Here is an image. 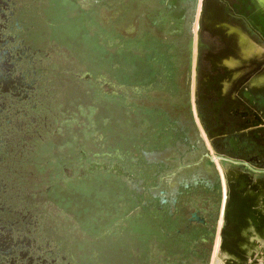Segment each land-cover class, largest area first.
Masks as SVG:
<instances>
[{
	"label": "flooded vegetation",
	"instance_id": "obj_1",
	"mask_svg": "<svg viewBox=\"0 0 264 264\" xmlns=\"http://www.w3.org/2000/svg\"><path fill=\"white\" fill-rule=\"evenodd\" d=\"M78 1H72L76 17ZM95 1L92 12L80 9L90 16L91 24H97L93 9H101L100 0ZM25 2L0 0V264L108 262L97 253L95 244V249L91 243L82 253L75 246L54 244L58 237L44 228L40 214L33 210L47 203L60 209L62 200L69 206V213L62 209V215L76 217L80 228L95 241L105 227L112 233V226L118 224L120 230L134 234L142 264H210L217 238L221 236L222 243L226 226L223 175L230 168L253 179L264 176V4L260 0H204L197 31L194 3L186 0L174 5L173 11L184 15L181 33L168 38L156 35L176 51V92L162 94L164 100L158 92L129 93L111 85L98 71V59L95 71L89 69L92 65L86 55L82 61L77 59L75 68L90 72L83 76L71 71L72 91L77 95L88 85L103 93L108 89L107 95L118 100L124 97L139 106L164 110L169 126L152 145L138 147L130 159L132 167L120 153H83L81 161L86 167L79 173L70 170L68 174V165H57L54 173L49 168L47 179L52 183L47 188L30 189L26 174V204L17 200L13 186L5 187L1 176V166L13 164L16 135L21 134L19 143L24 148L49 151L57 137L54 125L61 121L59 116L74 112L69 108L71 97L65 98L62 86L58 88L64 77L59 73L67 72L53 66L51 52L60 46L53 37L57 30L43 27L42 19L35 16L38 5L30 8ZM168 6L159 8L168 10ZM82 26L84 32L86 25ZM245 39L257 47L255 54L247 55ZM80 45L84 53L83 40L78 41ZM232 61L238 64L235 68L227 65ZM185 75L187 87L182 80ZM225 84L230 89L223 95ZM254 124L262 129L260 144L250 154L228 153L220 137L242 134ZM36 139L39 142L27 143ZM62 169L74 188L60 180ZM110 183L123 192L118 198L109 191V202L114 200L119 207L116 214L106 200L98 210L96 198L84 193V188L104 191ZM82 184L89 186H83L81 195L74 192ZM136 225L138 230L133 232Z\"/></svg>",
	"mask_w": 264,
	"mask_h": 264
},
{
	"label": "rangeland",
	"instance_id": "obj_2",
	"mask_svg": "<svg viewBox=\"0 0 264 264\" xmlns=\"http://www.w3.org/2000/svg\"><path fill=\"white\" fill-rule=\"evenodd\" d=\"M72 1L73 0H26L25 2L27 6H31L30 8H33L35 4L38 5L35 9V16L38 17L40 21L42 19L43 25H41L43 27L45 25L46 29L52 31L53 27V29L57 30L56 34H53V37L55 38L56 43H60V46L51 52L53 57V66L54 69H58L59 72H67V74L65 72L59 73L64 77L61 79L58 88H60V85L62 86L64 90L63 95H66V97L64 96L65 98H68L69 96L71 97L70 99L68 98L69 102H72V105H70L69 108L74 112L70 113V116H59V120L61 121L54 125L57 137L53 139V146L49 149V151L45 148L38 149L41 154L40 158L44 159V162L47 161L50 162V164L52 163V167H50L51 173L56 171L57 165H68L71 167V169L69 168L67 171L68 174H70V170L75 171V173H79L81 167H86V163L81 161V155H83V153L95 156L109 152L116 156L119 155L117 154L119 153L118 145L121 147L125 145L128 152L131 154L133 153L134 155V149L132 147L134 145L133 143L138 137L145 134L141 128V132H139L140 121L147 117L142 115L140 113L141 111H136L137 113H133L132 111H123L121 119L119 116L120 111H118L116 107L114 108L115 111H109V109L106 111L104 110V107H101L98 104L99 97L102 99L107 93L111 92L108 89H106L105 93H103L101 91L102 89L99 87H96L95 90L88 85L79 95L76 94L77 92L75 90L72 91L71 85L74 83V80L71 75V71L76 74L79 72L83 76H87L90 73L89 71L87 73L84 68L76 69L74 64L77 59H79V61L84 60L86 57V59H90L89 53L91 47L89 48L88 44L92 42L90 38L94 37L96 35L95 32L97 31V28H95L97 27V24H95L96 26L91 24L92 20L90 19V16L85 15V13H80V9L92 12V7L96 1L79 0V7L77 9L79 13L77 17V12L74 10ZM137 1L138 0H115L109 4V6H101L99 11L97 7L96 9H93L95 12L93 16H95L97 23L99 19L101 21L102 32H104V28H111L112 26H115L118 32L127 39L134 38L137 34H139L141 29L151 31L161 38L174 37L181 33L184 15L181 16L179 13L173 11L172 7L179 3L182 4L183 2H186V0H150V2L148 0H140V3ZM191 1L194 3L197 15L194 24V30L197 31L201 5L204 0ZM260 1L264 4V0ZM158 4L159 6L169 5L167 7L168 10L160 9ZM170 6L171 8H169ZM96 14H98L99 18ZM49 21L52 23L50 28L47 26ZM82 25H86V34L89 33L88 37L84 35ZM49 32L47 30L48 35L50 34ZM79 40H83L85 45L88 46L87 48L85 47V54L83 53L81 45L77 46ZM73 46H77V48L74 49ZM261 49L264 50V46H262ZM90 54H92V56L96 55L95 52ZM186 79L187 77L185 75L182 79L184 80L183 84L185 87H187ZM168 92H170V88L167 90V93L164 94H168ZM145 125L147 126L149 124L145 123ZM127 157L129 162L128 165L132 167V163L129 159L133 157L132 155ZM63 171L64 170L62 169L61 175L57 173L60 180L65 183L70 182L66 179ZM238 174L239 172L228 170L227 176L225 177L223 175L226 197L229 182L231 180L232 182L235 180L231 179L230 176L233 177ZM254 183L264 188V176L254 177ZM41 185V189H44L48 187L49 183H45L44 181ZM83 186L87 187L89 185L82 184L81 187L75 189L74 192L80 193L81 195ZM106 186V190L104 191L102 188H99V191L96 189L88 190L84 188L85 196L89 195L90 198L93 196L98 199L101 198L104 200L103 203L108 201L107 203L109 204V209L112 210V214H116L119 207L118 205H114V200L109 202V191L112 192L113 196H121L123 193L122 189L118 185L115 186L111 183L106 184ZM110 186L111 188L108 189ZM62 198H65V196L63 195L61 199ZM61 202L62 203H59L60 209H57L56 206L47 203L39 205L37 207L38 210H33V213L40 214L44 228H48L55 234V236L58 237V241L54 240V244L56 246L58 244L63 247L65 246V248H73V246H75V250L77 252L81 250L82 253L83 250L87 251L91 248L92 243L93 249H95V245H97V253L99 255H105L109 264H142V258H140L138 252V238L130 232L128 235L126 231H122V229L120 230V228H122L120 227L121 224H118V226L115 227L113 225V228H111L112 233L107 232L105 227V233L98 236L99 241H95L94 238L87 235L84 229L80 228L76 217L70 216L68 218L65 215H62L61 211L64 209V211L69 213L67 209L69 206L65 204V201L62 200ZM89 203H92V201ZM58 212V215H62V217L57 216ZM133 230V232H136V230H138V226L136 225ZM144 241H142V245L144 244ZM220 241L221 236H218L214 247L215 253L213 254L210 264H244L230 255L227 257L223 250H221ZM255 241L256 236L246 242L247 246H251V244L252 246L257 245ZM247 246L244 244L245 249ZM257 247L260 249V255H262V252L264 251H262L260 247H263L264 249V245H257ZM111 252L114 253V257L109 258L108 255ZM102 260L104 262H102ZM102 260L100 264H108V262L104 259ZM248 260V263L250 264L251 259L248 258Z\"/></svg>",
	"mask_w": 264,
	"mask_h": 264
},
{
	"label": "trees",
	"instance_id": "obj_3",
	"mask_svg": "<svg viewBox=\"0 0 264 264\" xmlns=\"http://www.w3.org/2000/svg\"><path fill=\"white\" fill-rule=\"evenodd\" d=\"M113 1L115 0H100V4L101 6H109ZM101 26L102 24L97 23V27H95L97 28L96 35L90 38L92 42L88 44L89 48L91 47L90 53H96L92 56L88 52L90 58L88 61L92 65L89 69L95 71V61L98 59V71L105 78V81L111 85L117 84L129 93H133V91L158 92V94H161L160 99L163 100L162 94L167 93L169 88L170 92L168 93L170 95L175 94L177 69L175 68L176 51L173 45L164 43L154 33L148 31L141 30L140 34L134 38L127 39L118 32L115 26L104 28V32H102ZM86 31L85 27L84 35L88 37L89 33L86 34ZM88 46L85 45L86 48ZM102 99L99 97L98 104L104 107L106 111L108 109L109 111H115L114 108L116 107L120 111L119 116L121 119L123 111H132L133 113L141 111L142 115L147 116L140 121L139 132L142 129L145 134L138 137L133 143L134 155L128 152L125 145L123 147L118 145V152L126 159H128L127 156L131 155L134 157L140 145L144 147L152 145L154 139L169 126V116L158 107L151 109L139 106L130 103L124 97L118 100L117 97L107 94ZM145 123L149 125L146 126ZM21 140V134H17L13 164L1 166V176L5 179V187L13 186L17 200L27 204L25 175H30V189H41L40 183L43 184L44 181L45 183H52L50 179H47L52 164L44 163V159L40 158V150L37 148L32 149L28 145L29 143L39 142L38 139L28 140L27 148H24L23 142L21 146V143H19ZM74 184L70 181L67 187L74 188ZM95 198L98 210L99 207L103 209V205H99V203H103L104 200ZM16 203L18 202L16 201Z\"/></svg>",
	"mask_w": 264,
	"mask_h": 264
},
{
	"label": "water",
	"instance_id": "obj_4",
	"mask_svg": "<svg viewBox=\"0 0 264 264\" xmlns=\"http://www.w3.org/2000/svg\"><path fill=\"white\" fill-rule=\"evenodd\" d=\"M262 103H264V101H262ZM261 131L262 129H259L258 125L254 124L253 126H251V129H249V131H245L242 134L225 136V138L221 139V141L223 142L225 148L228 149V153H234L236 154V156H238L240 151L242 153L247 152L248 154H250L252 149L256 148L258 144H260V142L263 140V137L260 136ZM236 177L237 178L233 181V184L236 185L237 192L244 194L247 192H253L255 194L260 193L259 185L254 183V179L251 176L245 173H239ZM230 185L231 184L229 182L227 190V201L224 209L226 226L222 235L221 250H223L224 254H226L227 256L231 255L230 251H234L236 254L244 256V254H242L240 250H237L232 243V239L234 237L233 227L239 219H235L233 217L234 211L236 209L234 208L235 204L232 201L233 193L231 191ZM241 215L247 218L248 221V225L245 229H243V231L249 229L256 235L264 238V211L260 209L256 212L254 209H246L245 212H242ZM256 253L257 251L251 254H247L245 256L247 262L249 261L248 258L254 259V255Z\"/></svg>",
	"mask_w": 264,
	"mask_h": 264
},
{
	"label": "bare ground",
	"instance_id": "obj_5",
	"mask_svg": "<svg viewBox=\"0 0 264 264\" xmlns=\"http://www.w3.org/2000/svg\"><path fill=\"white\" fill-rule=\"evenodd\" d=\"M236 178H237L236 176L231 177V179H236ZM233 183L234 182H232V180H231L230 181V184H231L230 187H231V191L233 193L232 194L233 195L232 196V198H233L232 201L235 204L234 208L236 209L234 211L233 217L235 219H239V220H237L236 224H234V227H233L234 237L232 239V243H233V246L237 250H240V252L242 254H244V256L236 254L234 251H230L231 252L230 256L238 259L240 262H242L244 264H249L247 262L245 256L247 254H251V253H248L245 250L248 247L250 249V246L246 247V249L244 248V244H246V242H248V240H249L248 237L250 235L256 236L255 243H257L258 246H261L263 244L264 238L260 237L259 235H256L255 233H253L249 229H246L245 231H243V229H245L246 226L248 225V221H247V218H245L241 214H242V212H245L246 209H254L256 212H257V210H260V209L262 211H264V188L259 186V188H260V193L259 194H255L253 192H247V193L244 194V193L237 192L236 191L237 187ZM252 236H250V237H252ZM252 239H253V237H252ZM254 248H252V250ZM259 257H262V256H259Z\"/></svg>",
	"mask_w": 264,
	"mask_h": 264
},
{
	"label": "crops",
	"instance_id": "obj_6",
	"mask_svg": "<svg viewBox=\"0 0 264 264\" xmlns=\"http://www.w3.org/2000/svg\"><path fill=\"white\" fill-rule=\"evenodd\" d=\"M245 42L247 44V46L245 48L247 55L255 54V52L258 50L257 47H255L252 43H250V41L248 39H245ZM227 65L230 68H235L238 64H237V62L232 61L230 63H227ZM224 86H225V88L223 90V95L226 94L229 91V89H230L229 85L225 84ZM223 138H224V136L220 137V140L223 139ZM228 170H230V168ZM232 171H233V169H232ZM250 236H252V235H250ZM250 236L248 237L249 240H251L252 237H255V236H252V237H250ZM245 245L247 246V243ZM263 245H264V243H263ZM252 248H254V249L252 250ZM260 248H261L262 251H264L263 247H260ZM248 249H249V247L246 249L247 252H249V253L257 251V253L254 255V259H251V263L250 264H264V252H262V255H260V252H259L260 249H258L257 245L252 246V244H251L250 249L249 250ZM258 255L262 256V257L259 258Z\"/></svg>",
	"mask_w": 264,
	"mask_h": 264
}]
</instances>
